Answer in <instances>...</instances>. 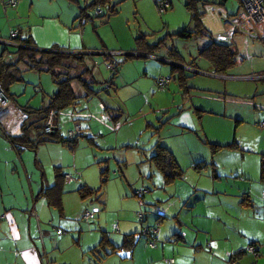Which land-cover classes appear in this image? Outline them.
Instances as JSON below:
<instances>
[{
  "label": "rangeland",
  "instance_id": "rangeland-1",
  "mask_svg": "<svg viewBox=\"0 0 264 264\" xmlns=\"http://www.w3.org/2000/svg\"><path fill=\"white\" fill-rule=\"evenodd\" d=\"M3 1L0 0V29L7 26L6 16L11 12ZM187 1L171 0L168 10L161 12L155 0H113L104 6L102 18H95V9H88L91 19L85 24L87 49L95 54H86L82 63L90 69L85 75L92 71L94 78L95 71L99 72L95 77L98 83H93L99 85L96 88L99 94L81 96L75 106L81 109L80 105L90 103L100 113L98 105L103 102L109 106L108 111L121 112V117L118 120L110 117L112 126L99 129L100 135L89 133L75 143L50 141L30 148L33 164L29 167L37 170L40 179L42 176L51 185L57 171L74 175L72 181L65 178L63 213L48 205L52 233L46 238L43 264H216L218 258L213 259L209 254L217 253V247H224L225 241L229 247L223 256L228 263L234 264L232 255L239 253L233 258H237V264H264V182L260 178L264 153V128L260 124L264 122V104L258 99L264 92V80L247 78L261 73L264 56L260 48L252 47L251 35L238 31L233 41L236 67L225 75L215 73L201 50L219 39L215 28L225 27L220 14L222 0H200L202 24L208 35L185 38L178 32L195 30ZM92 2L79 0L80 7ZM227 3L239 6L238 0ZM58 6L59 1L49 10ZM113 6L117 11L110 13ZM41 9L47 11V7ZM143 35L149 44L166 39L157 55L167 56L168 50L175 48L186 64L193 63L197 72L183 67L175 71L172 64L156 59L146 69L150 59L135 50L136 38ZM127 55L132 58L127 60ZM107 60L122 63L115 76L106 68ZM72 66V75L78 74L82 67ZM163 66L168 69L165 75L172 80L161 90L153 73ZM23 74L22 80L12 85L16 86L15 99L26 86L29 93L20 96L23 99L20 103L32 101L36 107L43 105L40 88L51 86L49 92L56 90L52 75L33 70ZM181 75L185 76L183 81L179 79ZM104 78L114 83L112 88L102 90L105 83L100 79ZM39 79H42L40 85ZM77 84L74 82V86ZM10 93L14 95L11 90ZM182 103L199 122L193 131L187 128L179 131L173 125L175 110ZM68 107L60 115L58 135L62 139L69 129L67 112L72 108ZM108 113V117L114 114ZM32 131L37 134L36 128ZM99 138L107 143L103 144ZM158 142L175 155L184 176L188 175L187 181L201 185L202 190L193 188L190 196L192 201L199 198L204 203L205 200L202 206L205 211L221 219V223L208 220L206 225L212 224L214 235L220 238L217 242L207 238L206 232H200V239L191 238V234L198 233V227L188 221L192 218V204L190 196L183 195L187 187L181 183L178 193L175 192V184L166 185L163 173L150 162ZM103 170L107 176L105 185ZM81 185L98 190L99 198L83 197L79 191ZM142 190H146V196L144 205L140 206L136 193ZM95 208L98 210L93 216H84L87 209ZM157 208L163 210L162 217H158ZM141 209L145 212V222L136 215ZM198 222L205 225L201 219ZM116 224L120 225L119 231ZM152 225L161 229L155 247H150L147 238L141 235L142 226ZM58 230L62 231L61 236ZM104 233L111 242L98 248L99 251L95 247ZM126 235L135 237V246L122 251L120 247ZM60 239L64 241L60 243ZM250 243L260 246L261 256L255 257L247 251ZM41 251L44 253V246Z\"/></svg>",
  "mask_w": 264,
  "mask_h": 264
},
{
  "label": "crops",
  "instance_id": "crops-1",
  "mask_svg": "<svg viewBox=\"0 0 264 264\" xmlns=\"http://www.w3.org/2000/svg\"><path fill=\"white\" fill-rule=\"evenodd\" d=\"M5 1L8 0H4L3 4ZM58 1L59 8H54L52 11H50L49 8L51 6H54V4ZM227 1L228 0H222L223 8L220 10H223L220 14L223 17L222 20H224L225 27L219 26L218 28H215V31L219 33V38L222 36L224 38L223 42H219L231 44V46L233 47L234 34L238 33V31L241 30L238 29L233 32H229L226 21L228 19L233 21V16L237 15L242 10V3L241 0H238L239 6L237 8L234 7L233 3L228 4ZM80 6L81 4L79 3V0H20V2L18 0V4L15 7L5 6L6 9L11 8V12L6 16L9 20L6 23L7 26L4 29H0V33L10 36L13 31L20 30L23 36H31L33 38L36 43V49L38 50H50L58 46L59 48H63L62 50H66L70 53L90 51V49H87L89 48L87 47V45L89 46V44L87 42V31L85 29V24L89 19H86L85 17L84 23L80 22L79 19H81L80 16L82 15L81 11L85 7ZM46 7L47 11L41 9ZM9 36L6 37L0 35V40H5L6 42H8V39L10 38ZM250 38H252L251 40H249L250 42H252V47L260 48L261 56H264V32L260 28H257L256 34ZM4 46H8L13 49L18 47L16 42H0V49L2 48L1 51L4 49ZM139 54L150 59L147 60V63L145 62V66H147L145 67L146 69H148L151 62H154L153 59L170 63L172 65H178V63L174 62V60L169 57V53L167 56L157 55V52L155 54L140 52ZM130 58H132V56H130ZM184 65H186L187 67L182 66L183 68L197 72L196 68L188 66L187 64ZM81 70L82 67L80 71ZM167 70L168 69H165V67L163 66L159 71L153 73L157 76L155 78L156 83L159 77L168 76L165 75L167 74ZM263 71L264 67L260 70V72ZM94 74V80L97 81L95 77L99 74V72L95 71ZM100 80L104 83V81L108 79L104 78ZM133 80L134 79H132L131 81ZM171 80L172 78L170 77V82ZM38 81L39 85L42 84V79H39ZM54 85L56 86V90L50 92L48 90L49 88L51 89V86H43L40 88V90H42L40 95L42 94L43 105L36 107L35 105H33L32 101L26 102L24 105H30L34 108H41L43 106H46L49 102L50 96L57 91V85L55 83ZM77 85L78 86H74L73 82V87L75 88L76 92L83 96L85 93L84 89L80 84ZM93 86L97 88V86L99 85L93 84ZM14 87L16 86L11 87V91L14 94L11 95V104L0 109V264H43L44 256L46 255V238L51 235L52 228H50L49 223L51 222V214L49 211V209L51 210V208L48 207L49 204L46 198L40 195V192L42 191L44 185L50 184L45 182L42 176L41 179L39 178L37 170H32L29 167L33 164L31 159L32 154L30 152L31 149L22 147V149L18 151L16 150L10 139L7 137V135L20 136L22 133L21 127L26 117L28 116L27 113L23 111L22 107L24 105L20 103L21 101H23V99H21L22 97L20 98V96L25 93H29V89L25 86L23 93L18 95L17 99H15V93L17 94V91L13 89ZM117 89L119 88L116 87V91ZM160 89L163 90L165 88ZM13 90L15 91V93L13 92ZM44 92L47 94L46 96L45 94H43ZM35 94L39 95V93L37 92H35ZM259 95L260 96L258 97V99H262L264 104V92H261V94ZM76 104H78V101L71 106L72 110L67 112V116H69L68 131L74 129L76 124L79 123L81 125V128L85 131V136L89 135V133L94 134L95 132H97V135H100L99 129L103 130L105 128L107 129V127L109 128L110 126H112V120L109 117L117 120V118H119L121 114V112L119 111H108L107 107L109 106H107L105 103L104 105L107 107H105L106 109H102L101 104H103V102H99L98 105L100 113L95 112V110L89 106L90 103L88 104V106L85 105L86 107L80 105L81 109L75 106ZM120 108L121 107H118L117 109ZM185 108V103H182V107L175 110L176 117L172 119L173 125L176 126V129H178L179 131H182L186 128L193 131V129H197L199 127V122L197 121L194 113L190 112L189 110H185ZM63 111L58 114V127H60V115ZM108 112H113L114 114H110L108 117ZM31 120L35 121L36 117L32 116ZM83 121L86 122L85 125H82ZM122 126L123 125H121V127ZM34 137H36V132L31 131V138ZM99 141H101L103 144L107 143V140H105L104 138H99ZM35 164L36 166H38L37 159L35 161ZM150 170L153 171V168H150ZM184 178L185 179L181 180L178 179L175 183H173V185L175 184V192L178 193V189L180 187L179 185L181 183H184V186L187 187L185 191L186 193L183 194L185 197L190 196V192L193 190V188L196 191L202 190L200 184L198 185V183L196 182L193 183L187 181L188 175H186V177L184 176ZM152 195L154 196L155 194ZM203 199H205V197H203ZM189 201L192 204L190 210L192 218L188 221L192 222L195 227H198V233L191 234V238L200 239V232H206L207 238H210L211 240H213V242H217L220 238L214 235L211 229L212 224H210V227H207L206 225L209 224L207 222L208 220H215L217 221V223H221V219L219 217H213V215H210L205 211V208L202 207L204 204H206L205 200L204 203L200 202L201 200L199 198L195 201H192V198L190 196ZM174 203L177 204V200ZM166 216H168V213ZM229 217H231V215ZM181 218L183 219V217ZM198 219H201V221L205 225L199 224ZM118 228L120 229V225H118ZM160 231L161 229L159 230L158 228V232ZM62 241H64V239L59 240L60 243H62ZM42 246H44V253L41 251ZM208 246H210V244ZM223 246L224 247H217V253H214L213 255L212 253L209 254L211 257H213V259L217 260L218 258L217 261L219 262L216 264H219L220 262H223L224 264H230L226 260V257L223 256V254L227 255V253H224V251L228 252V241H225ZM256 246L260 248L258 244H256ZM231 260H234V264H237V258ZM47 261L50 262V259L48 258Z\"/></svg>",
  "mask_w": 264,
  "mask_h": 264
},
{
  "label": "trees",
  "instance_id": "trees-1",
  "mask_svg": "<svg viewBox=\"0 0 264 264\" xmlns=\"http://www.w3.org/2000/svg\"><path fill=\"white\" fill-rule=\"evenodd\" d=\"M112 1L113 0H93L91 4L88 3L87 7L82 9V15L80 17L82 18V16H84L86 19H91V15L88 10L89 8L95 9L99 4L104 7L111 4ZM199 2L200 0L187 1L186 6L191 12L192 21L195 24V30L179 31L178 34L181 37L189 38L194 37L195 35L203 37L208 35L202 24L203 11L200 9ZM4 5L6 7L8 6L7 1L4 2ZM109 11L110 13L111 11L114 13L117 11V9L115 6H113V8ZM104 16L105 14L103 12L100 15H96L95 18H102ZM19 32V36L11 41L16 42L18 47L13 49L8 46H4V49L0 53V86L11 97V87L16 82L22 80L23 73L28 70H36L38 72L50 73L54 83L57 85V91L50 96L49 102L46 106L34 108L30 105H24L22 107L23 111L27 113L28 116L21 127V135H7V137L18 151L21 150L22 147L35 149L39 144L50 141H62L69 143L77 142L79 137L73 140H69L67 137L62 139L58 135V125L50 133H46L44 131V126L51 110H54L58 115L61 111L66 109L68 106L74 105L80 99L81 95L76 92L75 88L73 87V82H77L82 86L85 91L83 95L84 97H90L92 95L99 94L96 87L93 86V83H95L96 80H93L94 78L91 76L92 71L90 75H85L86 73L90 72V69L87 66L85 67L82 63L84 61V55L67 52L58 46L48 51L38 50L36 49V43L31 36H23L20 30ZM136 42V51L155 54L162 47V45L165 44L166 39H162L155 44H149L147 42L146 36L143 35L137 37ZM168 53L170 55L169 57L174 60V62L178 64H186L175 48H170ZM201 55L210 62L214 72L217 74L225 75L229 70L237 65V51L231 46V44L219 43L213 40L201 50ZM127 56V59H129L131 55ZM73 64L82 66V70L78 72V74L72 75L71 68L73 67ZM121 65L122 63L115 64L116 71L112 74V76L116 75ZM187 65L196 68L192 62L188 63ZM173 69L176 71V69L182 68L178 65H173ZM184 77L185 76L181 75L179 79L183 81ZM107 83L113 85L111 81H107L105 84ZM181 85L183 86V84ZM108 108L109 107H107V110ZM32 116L36 117L35 121L31 120ZM119 117H121V114ZM118 119L119 118H117V120ZM35 128L37 129L36 137L31 138V131ZM89 140L91 143H93V139L91 137H89ZM155 146L156 152L150 157V162H152L163 173L166 185H171L178 179L183 178L184 170L175 159L174 154L166 146L160 144L159 142L156 143ZM102 176V182L105 185L107 182L106 170H103ZM260 178L261 181L264 182V153L261 155ZM64 183L65 175H63L61 171H57L55 175V182L52 185H44L42 191L40 192V195L46 198L48 204L56 208L60 213H63L62 199ZM79 191L83 197H92L96 195L97 198H99V193L96 192L98 190L88 188L86 185H81ZM110 242L111 240L109 239L108 235L104 233V236L99 244L100 247L98 246L95 248L102 249V246ZM134 246L135 237L133 235H126L124 238V243L120 249L131 248L130 250H132ZM238 255L239 253H234L232 255V259Z\"/></svg>",
  "mask_w": 264,
  "mask_h": 264
},
{
  "label": "built area",
  "instance_id": "built-area-1",
  "mask_svg": "<svg viewBox=\"0 0 264 264\" xmlns=\"http://www.w3.org/2000/svg\"><path fill=\"white\" fill-rule=\"evenodd\" d=\"M155 2L158 4V7L161 12L167 11L168 8L171 6V0H155ZM242 3V10L239 12L237 15L233 16V21L228 19L226 21V25L228 26L229 32H233L235 30H241L245 32L248 35H255L256 34V29L260 28L264 32V0H241ZM8 6L15 7L18 4V0H8L7 1ZM104 7L99 4L95 10H94V15H100L104 11ZM231 18V17H229ZM82 21H84L85 17L82 16ZM20 34L19 30H15L11 33L10 35V40L12 41L16 37H18ZM223 42L224 38L223 36L220 37L217 42ZM219 42V43H221ZM98 66V65H97ZM105 66L108 70L112 71L111 73L113 74L116 71L115 64L112 61H106ZM97 68V67H96ZM250 79H264V71L261 72L258 75H250L248 76ZM170 82V77H159L157 79V84L160 88H165ZM104 87L106 90L112 88V84L107 83L104 84ZM12 100L11 97L3 90V88L0 86V109L7 107L11 104ZM102 109H105L104 104H101ZM110 118V117H109ZM58 125V115L54 110H51L48 114V117L45 121V126H44V131L46 133H50L56 128ZM261 127L264 128V122L260 124ZM85 136V131L81 128V125L79 123L76 124L74 129H71L67 132L66 137L69 140H73L76 138H80ZM65 178L68 181H72L74 179V175L71 173H67L65 175ZM145 190L139 191L136 193V195L139 197V204L140 206L144 205L143 197L145 195ZM98 209L95 208L94 210H89L87 209L84 213V216L86 218H90L91 216L94 215V212L97 211ZM157 214L158 217H162L164 215L163 210L160 208H157ZM137 217L141 222L146 221V216L145 212L141 209L137 211L136 213ZM116 230L118 231V224H116ZM157 232H158V227L156 225L152 226H142L141 229V235L145 236L148 240V245L150 247H155L156 246V241H157ZM59 235L62 234L61 230H58ZM210 248V246H208ZM123 251V249H121ZM247 251L254 255L255 257H259L261 255L260 248L256 246V244L250 243L249 247L247 248ZM173 262V260H171Z\"/></svg>",
  "mask_w": 264,
  "mask_h": 264
},
{
  "label": "water",
  "instance_id": "water-1",
  "mask_svg": "<svg viewBox=\"0 0 264 264\" xmlns=\"http://www.w3.org/2000/svg\"><path fill=\"white\" fill-rule=\"evenodd\" d=\"M87 7V5L84 7V8H86ZM8 41V40H7ZM0 42H4V43H8V42H11V41H8V42H6L5 40H0ZM52 50V49H51ZM43 51H48V50H43ZM77 53H82L83 55H86V54H95L93 51H80V52H77ZM142 54V53H141ZM141 54H139V55H141ZM179 66H183V67H187L186 65H184V64H178ZM199 71V70H198ZM107 81H109V80H107ZM107 81H105L104 83H106ZM102 90H105V87L103 86L102 87ZM184 233V232H183ZM184 234H186V233H184Z\"/></svg>",
  "mask_w": 264,
  "mask_h": 264
}]
</instances>
